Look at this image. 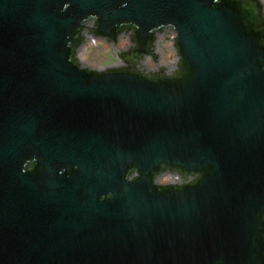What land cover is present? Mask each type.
Masks as SVG:
<instances>
[{"label": "water", "instance_id": "obj_1", "mask_svg": "<svg viewBox=\"0 0 264 264\" xmlns=\"http://www.w3.org/2000/svg\"><path fill=\"white\" fill-rule=\"evenodd\" d=\"M91 16L125 67L72 60ZM0 264H264L258 0H0Z\"/></svg>", "mask_w": 264, "mask_h": 264}, {"label": "clouds", "instance_id": "obj_2", "mask_svg": "<svg viewBox=\"0 0 264 264\" xmlns=\"http://www.w3.org/2000/svg\"><path fill=\"white\" fill-rule=\"evenodd\" d=\"M261 7V13L264 15V0H258ZM67 7V5L65 6ZM96 27V17L91 16L81 21L80 37L81 45L76 49L72 60L81 68V70L104 71L109 68L125 67L120 59L121 53H126L129 49L135 48L136 45L132 40L135 28L133 27L127 33L118 34L116 41L113 43L106 38L98 37L94 34ZM155 37L151 50L159 57L156 63H153L151 57L144 56L137 65L138 70L143 75L150 76L164 69L166 76H172L177 71L179 57L174 47L176 34L171 26L163 29L160 33H152ZM136 176L133 172L127 179L131 180ZM193 179L192 177L189 180ZM188 182V181H185ZM181 180L173 174H165L157 177L154 184L168 185L180 184Z\"/></svg>", "mask_w": 264, "mask_h": 264}]
</instances>
